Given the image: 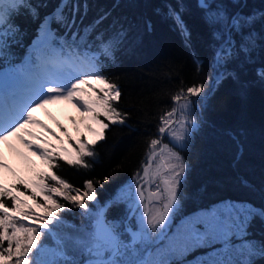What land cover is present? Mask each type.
<instances>
[{
    "label": "snow or ice",
    "instance_id": "1",
    "mask_svg": "<svg viewBox=\"0 0 264 264\" xmlns=\"http://www.w3.org/2000/svg\"><path fill=\"white\" fill-rule=\"evenodd\" d=\"M197 6L216 45L213 51L214 71L216 68L225 69L220 73V79L233 76L227 72V65L239 56L250 55L258 43L254 33L256 16L229 13L214 0H197ZM87 9L86 3L81 5L77 0H59L56 8L39 25L32 49L36 53V61L33 62L31 58L25 61L26 67L32 71L14 70L18 75L23 74L24 88L11 91L6 101L0 99V142L6 143L10 138H16L34 155H38L49 169L48 172L37 173L31 184L23 180L11 187L0 184V264H169L165 258L167 255L177 251L186 253L215 239L222 240L226 251L234 252V255L226 260L211 258L198 261L197 264H255L254 257L264 258V242L256 247L251 241L244 239L253 218L264 220V208L251 207L240 208L235 216L216 221L204 232L193 225L179 250L174 245L170 246L166 252L158 253V258L148 250L153 239L149 230L156 233L160 229L162 234L170 212L178 205L179 188L186 165L176 148H186L191 143L192 133L198 127L197 120L192 115L197 101L192 97L199 99L204 91L203 85H193L186 90L183 87L178 89L171 97L172 107L159 117L158 133L161 137L167 136L169 143H162L157 138L149 142L150 151L141 179L150 186L155 184V191L149 189V200L145 203L144 188L135 189L139 203L143 205V215L138 220L136 231L124 227L121 222L109 221L104 209L91 213L85 199L96 200L92 180H86L81 190L51 171L57 166V152L50 151L49 146H46L47 142L34 143L42 140V137L31 131L29 126L39 125L56 139L59 137L34 117L36 109L66 101L81 111V122L95 138H77L76 147L71 153L62 149L65 153L62 159L69 165L85 168L89 167L85 158L96 156L91 148L97 141L105 138V130L109 128V124H125L128 116L115 106L122 95L120 88L110 82L103 72L105 62L114 59L125 34L121 29L106 38L105 33L97 32L107 13L94 20L80 34L77 17L86 14ZM184 11L185 8L179 2L175 7L168 6L167 9L168 18L173 21L179 34L186 42H190L191 33L183 18ZM22 13L39 18V10L30 0H0V61L11 63L12 45L17 43L20 35L16 20ZM259 19L264 22V13L260 14ZM53 25L66 29V35L70 32L71 41L65 37L58 38ZM148 27L150 29L151 25ZM90 37L93 38L92 43L89 42ZM259 41L264 42V33L260 34ZM57 42L59 48L55 47ZM46 52L51 54L45 55ZM260 75L264 79V70ZM89 121L98 125V128H93ZM26 136L32 139H26ZM68 139L71 140V137ZM157 157L160 163L153 170V161ZM7 167V164L0 161V168ZM108 179L109 177H104L105 181ZM49 180L54 184H49ZM157 180L159 183H156ZM19 184H24L26 190L31 188L32 195L21 199L24 193L19 192ZM13 188L16 192H13ZM73 192L76 194L73 195ZM40 196L43 197V203L37 200ZM54 197H62L84 209L91 221L89 229L75 236L70 233L55 235L53 230L61 223L59 212L65 209V205ZM5 198L12 201L11 208L4 202ZM27 199H31L33 204H28ZM129 200L135 204L131 189L117 197L114 203H127ZM131 207L132 205L130 209ZM34 208L39 211H34ZM122 227L130 236L128 242L121 239ZM49 236L56 245L51 249L45 248L43 242ZM231 236L244 239V243L232 249L228 244ZM77 253L80 259L74 258Z\"/></svg>",
    "mask_w": 264,
    "mask_h": 264
},
{
    "label": "trees",
    "instance_id": "2",
    "mask_svg": "<svg viewBox=\"0 0 264 264\" xmlns=\"http://www.w3.org/2000/svg\"><path fill=\"white\" fill-rule=\"evenodd\" d=\"M30 2L38 8L39 18L26 13L19 16L16 24L20 35L17 43L12 45L11 63L0 61V69H16L25 65L31 38L40 21L56 8L59 0ZM77 2L88 5L86 14L77 17L80 34L105 13L108 15L97 32L105 33L106 38L121 29L125 34L114 59L105 62L103 72L120 88L122 95L115 106L128 116L125 124H109L105 138L92 146L96 156L85 158L89 167L69 165L62 159L64 155L58 153L57 166L51 171L81 190L86 180H92L96 200L85 199L90 211L107 204L106 212L110 218L116 221L127 219L132 201H114L125 188L132 191L139 181L150 151V140L157 138L169 143L167 136L161 137L158 133L159 117L172 107L171 97L178 89L183 87L186 90L200 84L204 91L199 99L192 97L197 101L192 115L198 127L186 148H176L183 157L186 171L173 220L222 200L244 202L253 209L264 208V79L260 75L264 70V42L259 41L260 34L264 33V22L259 19L264 13V0H214L229 13L254 14L257 20L254 33L258 43L250 55L239 56L228 64L227 72L233 76L222 79L215 78V74L219 72L220 75L225 69L216 68L214 71L213 51L216 45L202 21L197 0ZM178 2L185 8L183 18L191 33L190 42L184 40L168 18V6L175 7ZM148 25H151L150 29ZM53 28L58 38L65 37L71 41V33L66 35V29L57 25ZM89 42H93L92 37ZM55 47L59 48V42ZM31 59L35 61L36 57L33 55ZM105 176L109 177L107 181ZM54 198L65 205V209L59 212L61 223L56 228L87 220L84 209L62 197ZM37 200L44 202L42 196ZM4 202L11 208L10 199L5 198ZM28 204H33V201ZM34 211L39 209L34 208ZM244 239L259 247L264 242V220L253 218ZM244 239L237 237L241 244ZM217 242L167 260L169 264H191L194 254L202 256L203 252H209L211 256L210 251L219 245ZM229 253L234 255V252ZM226 256L225 260L230 258L228 254ZM253 259L255 264H264V258L256 256Z\"/></svg>",
    "mask_w": 264,
    "mask_h": 264
},
{
    "label": "rangeland",
    "instance_id": "3",
    "mask_svg": "<svg viewBox=\"0 0 264 264\" xmlns=\"http://www.w3.org/2000/svg\"><path fill=\"white\" fill-rule=\"evenodd\" d=\"M50 54L51 53H47L45 55ZM14 70L7 69L3 74L12 77L11 80H0V99H3L5 101L8 100L11 91L21 90L25 86V81H23V74H14ZM0 79H2L1 76ZM33 115L37 120L46 125L47 128H50L52 132L56 134V137H59V139H56L53 135L46 131L45 128L39 125H30L29 127L31 131L42 137V140L34 141V143L47 142L46 146H49L50 151L54 150L57 152V154L60 153L65 155L62 149H67V152L71 153L73 148L76 147L77 138L82 137L84 140H91L95 138L94 134L87 131V129L84 127V123L81 122V111H79L77 107H74L73 104H70L66 101H58L46 105L45 108L36 109ZM89 123L92 124L93 128H98V125H96L95 123L91 121H89ZM69 137H71V140L68 139ZM25 138L32 139L31 137L27 136ZM170 146L172 145L170 144ZM0 161H3L8 166L7 168H0V184H3L7 187H11L13 184H18L20 180L25 181V183L27 184H31L36 179L37 173L49 171L46 164L38 155H34L32 151L28 150L14 137L10 138V140L6 143L0 142ZM159 163L160 159L159 157H157L153 161L152 169L155 170L156 165ZM47 182L49 184H53L52 181ZM156 183H159V180H157ZM19 187L23 189L21 190L19 188V192L24 193V195L20 197L21 199H26L32 195L31 188H28L26 190L24 184H19ZM141 187H143L145 190L144 202L148 203L149 189L151 188L152 191H155V184H152L150 186L149 184L143 182L141 184ZM12 190L13 192H16L15 188H13ZM128 191L129 188H125V191H123L122 194H126L128 193ZM132 194L134 198L135 186L132 189ZM17 195H19V193H17ZM31 201V199H27V203H30ZM153 202L155 201L153 200ZM133 205L134 204H132L131 207L133 208V210H131L130 213L128 212L127 219H123L122 221H114L121 222L124 227L130 226L137 230L138 220L143 215V205L139 203V200L136 207H134ZM242 207L251 206L244 202L242 203L231 200H222L215 202L214 204H211L209 206L192 210L173 220L174 209L169 214V219L166 226L162 230V234H160V229H157L156 233H151V230H149L150 234L153 236V239L148 245V250L152 252L153 256L156 258H158V253L166 252L170 246L174 245L179 250L180 248H182L184 238L190 233L193 225H195L196 228H198L201 232H204L209 225L215 223L216 221L228 220L230 216H235L236 212ZM97 211L98 209L96 211H91V213L94 214ZM85 217H87V220L83 221L82 223H76V225L75 223L64 226L60 225L58 228H54L53 233L59 236H63L68 233L74 236L80 235L83 233V231L88 230L90 227V218L88 215H86ZM123 232L125 233V235H121V238H123L124 240H129V234L125 232L122 227L121 234ZM214 241H218L217 243L219 245L215 246L213 251H210V253H212L211 256L209 252L201 251V253L203 252L202 256H199V254L193 255L194 259L191 260V264H197V262L201 261L203 258L206 260L211 258L225 259L227 257V254L229 255V257L231 256L230 253L226 251V245L222 240L215 239L211 242ZM43 242L44 247L48 249L54 248L56 246L51 236L48 237L47 240L44 239ZM228 244L232 249H235L241 245V243H239L237 240V236H231ZM6 246L7 245L5 244V247ZM184 254L185 253L177 251L175 254L167 255L165 258L168 259L170 257L169 259H171V256L181 257ZM199 257H201V260H199ZM74 258L80 259L81 257L77 253L74 254Z\"/></svg>",
    "mask_w": 264,
    "mask_h": 264
},
{
    "label": "water",
    "instance_id": "4",
    "mask_svg": "<svg viewBox=\"0 0 264 264\" xmlns=\"http://www.w3.org/2000/svg\"><path fill=\"white\" fill-rule=\"evenodd\" d=\"M42 22V21H41ZM39 29V28H38ZM219 77V75H217V78ZM161 141H162V139H161ZM162 143H163V141H162ZM159 149H157V151H158ZM147 164V162L145 163V165ZM144 165V166H145ZM144 166H143V168H144ZM144 181L141 179L139 182H138V184L136 185V187H135V189L137 188V187H141V184L143 183ZM134 200H135V204H134V207H136V205H137V203H138V200H139V197L135 194L134 195ZM108 207V205L107 204H105L104 206H102L100 209H106ZM133 210V209H132ZM105 216H106V214H105ZM130 227V226H129ZM133 231H136L135 230V228H132V227H130ZM122 239V238H121ZM124 240V239H123ZM125 242H128V240H125Z\"/></svg>",
    "mask_w": 264,
    "mask_h": 264
},
{
    "label": "flooded vegetation",
    "instance_id": "5",
    "mask_svg": "<svg viewBox=\"0 0 264 264\" xmlns=\"http://www.w3.org/2000/svg\"><path fill=\"white\" fill-rule=\"evenodd\" d=\"M99 210H101V209L99 208L98 211H99ZM105 214H106V218H107L109 221H114V220H115L114 218H110V217L108 216V213L106 212V209H105ZM127 227H128V226H127ZM121 235L124 236L125 233L123 232Z\"/></svg>",
    "mask_w": 264,
    "mask_h": 264
},
{
    "label": "bare ground",
    "instance_id": "6",
    "mask_svg": "<svg viewBox=\"0 0 264 264\" xmlns=\"http://www.w3.org/2000/svg\"><path fill=\"white\" fill-rule=\"evenodd\" d=\"M36 39H37V37H36ZM36 39H35V40H36Z\"/></svg>",
    "mask_w": 264,
    "mask_h": 264
}]
</instances>
